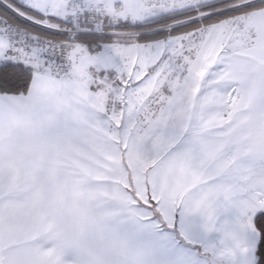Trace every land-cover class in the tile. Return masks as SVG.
<instances>
[{"label":"snow or ice","instance_id":"1","mask_svg":"<svg viewBox=\"0 0 264 264\" xmlns=\"http://www.w3.org/2000/svg\"><path fill=\"white\" fill-rule=\"evenodd\" d=\"M0 264H264V0H0Z\"/></svg>","mask_w":264,"mask_h":264}]
</instances>
